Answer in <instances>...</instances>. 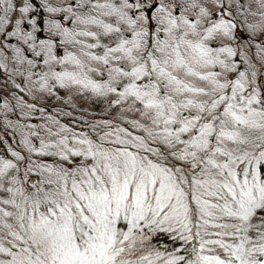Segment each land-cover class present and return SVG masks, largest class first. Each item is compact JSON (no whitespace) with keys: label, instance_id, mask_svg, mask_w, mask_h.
Here are the masks:
<instances>
[{"label":"snow or ice","instance_id":"obj_1","mask_svg":"<svg viewBox=\"0 0 264 264\" xmlns=\"http://www.w3.org/2000/svg\"><path fill=\"white\" fill-rule=\"evenodd\" d=\"M0 264H264V0H0Z\"/></svg>","mask_w":264,"mask_h":264},{"label":"rangeland","instance_id":"obj_2","mask_svg":"<svg viewBox=\"0 0 264 264\" xmlns=\"http://www.w3.org/2000/svg\"><path fill=\"white\" fill-rule=\"evenodd\" d=\"M54 103V102H53ZM99 109H97V111H98Z\"/></svg>","mask_w":264,"mask_h":264}]
</instances>
